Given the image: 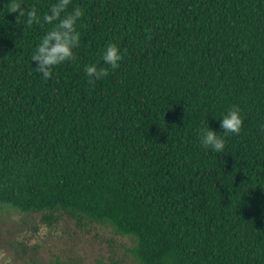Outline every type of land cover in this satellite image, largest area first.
Returning <instances> with one entry per match:
<instances>
[{
	"label": "trees",
	"instance_id": "16d2710c",
	"mask_svg": "<svg viewBox=\"0 0 264 264\" xmlns=\"http://www.w3.org/2000/svg\"><path fill=\"white\" fill-rule=\"evenodd\" d=\"M54 3L0 0V205L109 225L140 264H264V0H70L79 43L45 79ZM109 43L119 67L90 82Z\"/></svg>",
	"mask_w": 264,
	"mask_h": 264
},
{
	"label": "rangeland",
	"instance_id": "374dc122",
	"mask_svg": "<svg viewBox=\"0 0 264 264\" xmlns=\"http://www.w3.org/2000/svg\"><path fill=\"white\" fill-rule=\"evenodd\" d=\"M132 247L106 224L0 205V264H140Z\"/></svg>",
	"mask_w": 264,
	"mask_h": 264
},
{
	"label": "clouds",
	"instance_id": "9594fccd",
	"mask_svg": "<svg viewBox=\"0 0 264 264\" xmlns=\"http://www.w3.org/2000/svg\"><path fill=\"white\" fill-rule=\"evenodd\" d=\"M70 3V0H56L52 4L49 13L44 14L43 21L53 24L52 28L45 32L36 45L32 60L36 61L35 70L42 73L45 79L51 75V68L70 60L73 56L72 49L79 43V33L75 30L76 21L83 15V10L74 8L71 13L61 14ZM12 11H18V15L26 16V23H40V17L35 8L25 11L19 3H13ZM122 59L121 51L116 44L109 43L103 49L101 60L108 67H97L96 64L85 67L86 75L91 79L99 80L108 75V68L116 69ZM220 128L225 135L238 133L242 125V117L239 109L233 106L222 113L219 118ZM199 143L205 149L221 152L225 147L223 136L217 135L208 125L200 132Z\"/></svg>",
	"mask_w": 264,
	"mask_h": 264
}]
</instances>
